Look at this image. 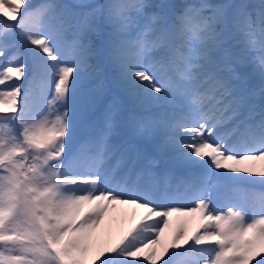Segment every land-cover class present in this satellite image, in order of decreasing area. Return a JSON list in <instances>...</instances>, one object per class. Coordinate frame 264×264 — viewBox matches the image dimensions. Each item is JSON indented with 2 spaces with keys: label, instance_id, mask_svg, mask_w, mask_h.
Masks as SVG:
<instances>
[{
  "label": "snow or ice",
  "instance_id": "obj_1",
  "mask_svg": "<svg viewBox=\"0 0 264 264\" xmlns=\"http://www.w3.org/2000/svg\"><path fill=\"white\" fill-rule=\"evenodd\" d=\"M252 161L264 0H0V264H169L184 245H213L203 264H264V191L226 211L211 186L163 203L209 177L264 190Z\"/></svg>",
  "mask_w": 264,
  "mask_h": 264
},
{
  "label": "rangeland",
  "instance_id": "obj_2",
  "mask_svg": "<svg viewBox=\"0 0 264 264\" xmlns=\"http://www.w3.org/2000/svg\"><path fill=\"white\" fill-rule=\"evenodd\" d=\"M41 98H39V104L37 105L38 108L42 107L40 104ZM89 150L88 146H84V151L87 152ZM250 163H254L257 168L264 165V161H252ZM86 167H82L80 171L86 172ZM211 184H205L201 183L200 187L195 191L192 189H188L185 187L176 188L175 186L171 187L166 191L165 199L163 200V203L171 204L173 206H181V205H188L190 206L194 199V194H198L200 191H203L205 195H207V189L211 186L212 187V207L226 211L228 205L232 204H239L242 202V200L251 195V194H257L259 195L262 191L260 189H256L253 186H250V189L248 190H242V189H236L233 191H227L219 184H215L212 177L208 178ZM259 187V185H256ZM253 187V188H251ZM261 188V187H260ZM131 211V210H129ZM173 221L177 219V217L173 216ZM186 219V230L187 233L190 235L195 230L198 224H200V221L198 218L195 217H188L184 218ZM193 225H196V227H193ZM127 224L124 225L126 227ZM101 231L104 233V239L106 242L114 243L116 239H118L119 235L121 234V228L118 222H112L109 224L108 222L105 223V225L101 226ZM171 234V229L166 230L165 232V238L167 239ZM183 243V242H181ZM191 244V241L189 242ZM213 247V245H206V246H195L190 247L189 245H184L183 248L177 250L176 252H171L169 255V264H203L204 257L208 255V250H210ZM158 248V246H157ZM159 250V248H158ZM131 259V258H129ZM147 264V262H145Z\"/></svg>",
  "mask_w": 264,
  "mask_h": 264
},
{
  "label": "trees",
  "instance_id": "obj_3",
  "mask_svg": "<svg viewBox=\"0 0 264 264\" xmlns=\"http://www.w3.org/2000/svg\"><path fill=\"white\" fill-rule=\"evenodd\" d=\"M55 76V71L51 72L50 74H46L42 81L35 84L32 89L33 99L38 105L39 98L42 97L43 93L50 87L49 81Z\"/></svg>",
  "mask_w": 264,
  "mask_h": 264
},
{
  "label": "bare ground",
  "instance_id": "obj_4",
  "mask_svg": "<svg viewBox=\"0 0 264 264\" xmlns=\"http://www.w3.org/2000/svg\"><path fill=\"white\" fill-rule=\"evenodd\" d=\"M253 187L258 188V189L261 190L260 186L258 187V186H256V185H253ZM253 187H251V188H253Z\"/></svg>",
  "mask_w": 264,
  "mask_h": 264
}]
</instances>
